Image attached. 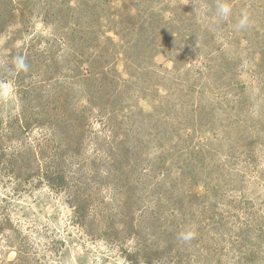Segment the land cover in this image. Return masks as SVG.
I'll return each instance as SVG.
<instances>
[{"label": "rangeland", "instance_id": "374dc122", "mask_svg": "<svg viewBox=\"0 0 264 264\" xmlns=\"http://www.w3.org/2000/svg\"><path fill=\"white\" fill-rule=\"evenodd\" d=\"M228 2L0 0V264H264V0Z\"/></svg>", "mask_w": 264, "mask_h": 264}, {"label": "clouds", "instance_id": "9594fccd", "mask_svg": "<svg viewBox=\"0 0 264 264\" xmlns=\"http://www.w3.org/2000/svg\"><path fill=\"white\" fill-rule=\"evenodd\" d=\"M216 22L227 21L232 15V7L228 0H216ZM250 26V16L247 9H242L239 18L236 21V30H245ZM11 70L15 72L27 71L28 65L26 63L25 57L18 55L12 58ZM194 238L193 233L190 230H183L177 234V239L188 242Z\"/></svg>", "mask_w": 264, "mask_h": 264}, {"label": "trees", "instance_id": "16d2710c", "mask_svg": "<svg viewBox=\"0 0 264 264\" xmlns=\"http://www.w3.org/2000/svg\"><path fill=\"white\" fill-rule=\"evenodd\" d=\"M35 122H36V120H35ZM185 179V178H184ZM165 194L166 195H169L168 193H167V191L165 192ZM174 195V194H173ZM80 200V199H79ZM77 211L80 213L81 212V216L83 215V213H85V210H86V208H85V206H83V205H77ZM79 216H80V214H79ZM81 223H85V220H83V218L81 219Z\"/></svg>", "mask_w": 264, "mask_h": 264}]
</instances>
